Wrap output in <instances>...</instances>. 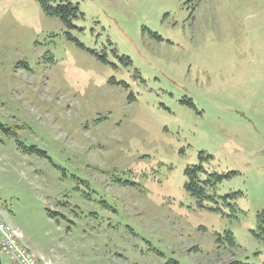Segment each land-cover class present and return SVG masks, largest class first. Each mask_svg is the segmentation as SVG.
Segmentation results:
<instances>
[{"label":"rangeland","instance_id":"obj_1","mask_svg":"<svg viewBox=\"0 0 264 264\" xmlns=\"http://www.w3.org/2000/svg\"><path fill=\"white\" fill-rule=\"evenodd\" d=\"M71 2L0 0V263L264 264V0Z\"/></svg>","mask_w":264,"mask_h":264},{"label":"trees","instance_id":"obj_2","mask_svg":"<svg viewBox=\"0 0 264 264\" xmlns=\"http://www.w3.org/2000/svg\"><path fill=\"white\" fill-rule=\"evenodd\" d=\"M39 1L47 15L58 17L68 25H72V19L73 17H76L78 12L77 7L71 2V0H60V3L57 4H53V0ZM200 169L201 166L187 168L189 178L186 182V187L198 196L205 197L207 194L204 192L203 184H208V181H203V184L201 183L198 171ZM257 226L259 235L264 238V212L259 213Z\"/></svg>","mask_w":264,"mask_h":264},{"label":"built area","instance_id":"obj_3","mask_svg":"<svg viewBox=\"0 0 264 264\" xmlns=\"http://www.w3.org/2000/svg\"><path fill=\"white\" fill-rule=\"evenodd\" d=\"M9 228L0 221V234L4 237L9 235ZM6 236H5V235ZM21 235V234H20ZM8 240L9 236L6 237ZM11 247H15L13 251V261L17 264H39L36 258L23 246L20 244H8Z\"/></svg>","mask_w":264,"mask_h":264}]
</instances>
